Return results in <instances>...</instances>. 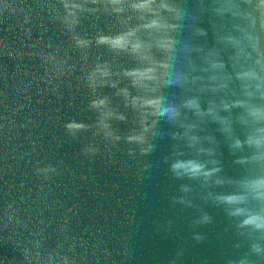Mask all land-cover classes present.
Returning a JSON list of instances; mask_svg holds the SVG:
<instances>
[{
	"label": "water",
	"instance_id": "95a60500",
	"mask_svg": "<svg viewBox=\"0 0 264 264\" xmlns=\"http://www.w3.org/2000/svg\"><path fill=\"white\" fill-rule=\"evenodd\" d=\"M255 218L264 0H0V264H264Z\"/></svg>",
	"mask_w": 264,
	"mask_h": 264
},
{
	"label": "clouds",
	"instance_id": "9594fccd",
	"mask_svg": "<svg viewBox=\"0 0 264 264\" xmlns=\"http://www.w3.org/2000/svg\"><path fill=\"white\" fill-rule=\"evenodd\" d=\"M176 167H182V165H176ZM249 223L255 224L256 227H264V220H261L260 218L252 219Z\"/></svg>",
	"mask_w": 264,
	"mask_h": 264
}]
</instances>
